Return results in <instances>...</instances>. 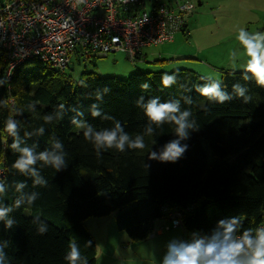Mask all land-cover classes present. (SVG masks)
Returning a JSON list of instances; mask_svg holds the SVG:
<instances>
[{"label": "trees", "instance_id": "trees-1", "mask_svg": "<svg viewBox=\"0 0 264 264\" xmlns=\"http://www.w3.org/2000/svg\"><path fill=\"white\" fill-rule=\"evenodd\" d=\"M184 25L182 33L186 21ZM141 55L140 51L130 61H141ZM5 70L6 63L0 57V79L8 80L0 84V181L4 182L0 209H11L0 218V264H69L65 257L72 241L80 253L76 264H85L86 259L88 264H96V240L86 223L112 215L116 229L130 242L151 236L155 221L163 220L165 208L180 209L184 230L196 231L207 239L223 231L216 223L229 216H239L242 230L264 227V89L254 81H245L247 73L220 70L226 91L231 93L232 85L239 82L249 89L245 95H251V100L244 104L243 97L232 92L231 102L216 104L200 96L194 87L213 82L186 69H179L177 84L169 88L162 87L161 75L175 70H136L127 79L84 72L78 81H72L63 73L65 69L36 58L18 65L9 78ZM81 80L85 84L81 85ZM145 82L148 89L141 88ZM141 96L142 104L155 96L161 103L178 99L181 112L186 108L192 111L188 121L195 119L199 130H186L187 138L180 144L187 148L177 162L148 159L150 150L159 154L177 139L176 126L149 125L143 108L135 103ZM186 97L192 98L191 105L185 103ZM92 105L102 116L114 119L92 117ZM10 117L17 122L19 148H32L36 154L66 153L67 168L56 172L51 164L37 161L35 177L16 172L12 165L19 152L11 147L14 137L5 131ZM45 117L51 119L46 121ZM73 119L91 124L93 136L101 130H113L115 121H121L130 140L141 135L146 147L127 150L126 145L121 153L101 146L97 157L83 130L71 124ZM149 126L150 135L146 131ZM41 128L42 133L38 131ZM58 141L61 149L54 148ZM203 141L208 143L211 163ZM35 179L48 181L47 187L34 185ZM21 182L25 187L18 189ZM34 194L39 195L29 202ZM17 201L19 207L15 206ZM9 220L12 225L6 228ZM41 227L46 229L43 234L39 233ZM234 236L239 239L240 232ZM88 241L91 246L86 248Z\"/></svg>", "mask_w": 264, "mask_h": 264}, {"label": "built area", "instance_id": "built-area-1", "mask_svg": "<svg viewBox=\"0 0 264 264\" xmlns=\"http://www.w3.org/2000/svg\"><path fill=\"white\" fill-rule=\"evenodd\" d=\"M0 0V57L6 78L30 58L64 70L72 57L91 60L117 51L133 60L144 47L173 40L195 8L191 0ZM70 17V19H68ZM147 19L145 20V18ZM113 38H118L114 41ZM169 224L153 234L181 228V243L205 238L186 232L180 209H164Z\"/></svg>", "mask_w": 264, "mask_h": 264}, {"label": "clouds", "instance_id": "clouds-1", "mask_svg": "<svg viewBox=\"0 0 264 264\" xmlns=\"http://www.w3.org/2000/svg\"><path fill=\"white\" fill-rule=\"evenodd\" d=\"M125 3L128 0H124ZM77 4L85 5L87 0H76ZM70 19V17L68 18ZM147 17L145 18V20ZM237 40L244 50V54L248 57L245 65V73L250 75H243L245 81H254L255 84L264 89V32L257 31L255 33H249L244 28H240L237 34ZM118 38H113L117 41ZM236 52L231 53L233 61L236 59ZM179 75V69L175 70L172 74L162 73L161 85L163 88H169L177 84ZM8 80L0 79V84L6 83ZM80 84H85V81L81 80ZM222 80H215L213 83H204L201 85H195L196 91L200 96L207 98L208 101L215 100L216 104H224L225 102H231L233 100L232 92L235 93L237 98L243 97V103L247 104L251 100V95H245L249 89L246 86H242L237 82L232 85V92L225 90ZM185 87L187 91H191ZM142 89H148L149 84L147 82L141 84ZM107 91V89H105ZM143 97L137 99L136 106L142 107L144 116L146 117L149 125L155 124L157 127L162 126L165 123L174 124V135L177 139L169 142L164 150L157 154L152 150L148 153L149 160H156L160 163H175L178 158L185 153L187 145L181 146L180 141L187 138L188 129L195 131L199 130L196 120L188 121V117L193 116L190 109L186 108L183 112L180 111V101L166 100L160 102V97L155 96L149 99L146 103H141ZM185 103L191 105L193 103L191 97L185 98ZM62 108L63 105H60ZM92 117H101L103 119H114L108 115H101L100 110L92 105L91 110ZM50 117H45V120H50ZM71 124L76 128L83 130V137L86 141L90 142L94 148V151L99 157V149L104 147L105 151L114 149L117 152H125L126 145L127 150H143L146 147L143 136L136 135L135 139L130 140V134L124 133L121 127V121H115L114 129L101 130L92 135L93 128L91 124H85L84 122H77L75 119L71 121ZM5 131L9 136L14 137L11 147L19 152V155L12 167L16 172L20 174H30L36 176V169L34 166L37 161H41L45 164H51L52 168L58 172L63 167L67 168L68 164L65 163L64 156L66 153L59 155L49 153L48 151H42L38 154L34 153V150L29 147L19 148V140L15 139L17 135V122L11 117L5 121ZM43 132V128L38 130ZM150 135L152 128L149 126L146 129ZM63 147L61 142H56L54 148L61 149ZM34 185L47 187L48 181L42 179H35ZM25 184L23 182L17 185V188H23ZM4 192V182L0 181V193ZM39 194H34L30 198L35 199ZM16 207H19V201L15 203ZM10 208L0 209V218H3L5 214L10 211ZM12 221H7L5 227H11ZM217 229H223L222 232H215L210 239L201 238L194 240L191 243H170L167 254L161 261V264H264V227H257L256 229H243V222L239 216H229L220 219L216 223ZM46 231L44 227L39 229V233L43 234ZM240 232V238L236 239L234 233ZM255 233V235H253ZM91 246V242L85 243V247ZM70 252L65 259L69 261V264H76L79 259L80 253L75 246V241H72L68 245ZM2 253H0V259H2ZM85 264H88L86 259Z\"/></svg>", "mask_w": 264, "mask_h": 264}, {"label": "rangeland", "instance_id": "rangeland-1", "mask_svg": "<svg viewBox=\"0 0 264 264\" xmlns=\"http://www.w3.org/2000/svg\"><path fill=\"white\" fill-rule=\"evenodd\" d=\"M3 1V0H1ZM148 3V0H146ZM167 4L173 0H159ZM195 8L186 19L184 33L177 32L173 40L151 45L141 50L143 60L133 63L125 53L117 51L106 56L92 57L91 62L77 61L74 56L63 73L72 81H78L84 72L97 77L127 79L136 70L144 72H171L177 69L191 70L199 76L215 82L221 80L220 70L245 72L248 57L237 40L238 30L244 28L250 34L264 32V0H191ZM200 3V4H199ZM148 9V5H147ZM236 52L233 61L231 53ZM208 162L211 152L203 141ZM98 222V225H96ZM169 224L157 220L155 228ZM86 226L98 240L96 264H161L170 243H180L184 232L181 228L152 234L146 240L130 242L124 232L114 224V216L91 218ZM111 227L114 237L106 236L109 245L100 238V232Z\"/></svg>", "mask_w": 264, "mask_h": 264}, {"label": "crops", "instance_id": "crops-1", "mask_svg": "<svg viewBox=\"0 0 264 264\" xmlns=\"http://www.w3.org/2000/svg\"><path fill=\"white\" fill-rule=\"evenodd\" d=\"M141 59L143 60V57H142V55H141ZM96 225H98V222H96ZM162 226V225H161ZM111 227H109L108 229H106L105 228V231H103V232H100L101 233V235L102 236H104L105 238H100V241H102L103 240V243L105 244V242L109 245V239H107L106 238V236H111V237H114L115 235L114 234H112V232H111ZM92 233V232H91ZM93 235V237H94V234H92ZM184 237V236H183ZM183 237H182V239H183ZM95 238V237H94ZM96 240V239H95ZM183 240H181L180 241V243L182 242ZM98 243V240H96V244ZM179 243V244H180Z\"/></svg>", "mask_w": 264, "mask_h": 264}, {"label": "water", "instance_id": "water-1", "mask_svg": "<svg viewBox=\"0 0 264 264\" xmlns=\"http://www.w3.org/2000/svg\"><path fill=\"white\" fill-rule=\"evenodd\" d=\"M183 27H185V25H183Z\"/></svg>", "mask_w": 264, "mask_h": 264}]
</instances>
